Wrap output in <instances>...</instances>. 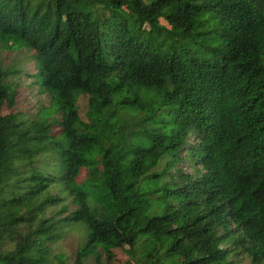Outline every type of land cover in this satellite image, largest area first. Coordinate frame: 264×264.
I'll return each instance as SVG.
<instances>
[{
	"label": "trees",
	"instance_id": "obj_1",
	"mask_svg": "<svg viewBox=\"0 0 264 264\" xmlns=\"http://www.w3.org/2000/svg\"><path fill=\"white\" fill-rule=\"evenodd\" d=\"M0 47L48 99L0 61V264H264V0H0Z\"/></svg>",
	"mask_w": 264,
	"mask_h": 264
},
{
	"label": "rangeland",
	"instance_id": "obj_2",
	"mask_svg": "<svg viewBox=\"0 0 264 264\" xmlns=\"http://www.w3.org/2000/svg\"><path fill=\"white\" fill-rule=\"evenodd\" d=\"M0 61L4 66H17L21 68L22 72L20 77H17V80L20 85L19 89V111L24 113L26 116H34L38 109L46 105L48 102L47 94L39 90V85L34 82V75L37 72L35 61L30 58L29 54H25L24 50L18 49H8L0 47ZM16 77H10V80L16 79ZM85 99H81V115L85 113ZM191 143L197 141L196 137H191ZM182 154L184 150L181 151ZM184 157H187V154H184ZM197 164V163H196ZM195 163H191L189 158L179 164L186 173H193ZM55 207L51 206L47 208L48 213L53 211ZM84 232L81 227H72L69 228L62 238H58L55 242L52 243V252L51 258L53 259L54 264H60L59 260L55 257L56 254L63 255L68 264H72L76 249L79 245L80 238L83 236ZM119 256L124 260L126 255L120 250L117 252ZM84 264H94L92 258H86ZM240 264H248V260L243 259Z\"/></svg>",
	"mask_w": 264,
	"mask_h": 264
}]
</instances>
